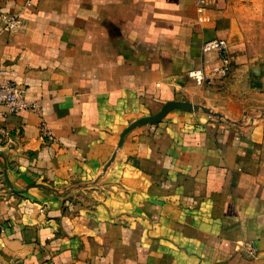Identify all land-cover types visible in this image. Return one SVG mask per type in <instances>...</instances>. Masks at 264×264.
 I'll return each instance as SVG.
<instances>
[{
    "label": "crops",
    "instance_id": "0c3cea01",
    "mask_svg": "<svg viewBox=\"0 0 264 264\" xmlns=\"http://www.w3.org/2000/svg\"><path fill=\"white\" fill-rule=\"evenodd\" d=\"M214 39L230 73L197 86ZM247 66L229 0H0V82L40 103L0 106V264H264L261 150L230 103L188 107Z\"/></svg>",
    "mask_w": 264,
    "mask_h": 264
},
{
    "label": "rangeland",
    "instance_id": "374dc122",
    "mask_svg": "<svg viewBox=\"0 0 264 264\" xmlns=\"http://www.w3.org/2000/svg\"><path fill=\"white\" fill-rule=\"evenodd\" d=\"M229 1L248 66L238 78V86L227 91V99L218 97L213 106L195 104L200 108L191 110L217 118L205 113L202 109L205 108L227 119L223 110L224 102L237 108L238 113L232 119L233 124L245 130L260 148L262 158L259 173L264 181V0ZM93 190L95 188L92 187L87 193Z\"/></svg>",
    "mask_w": 264,
    "mask_h": 264
},
{
    "label": "built area",
    "instance_id": "2783aa9c",
    "mask_svg": "<svg viewBox=\"0 0 264 264\" xmlns=\"http://www.w3.org/2000/svg\"><path fill=\"white\" fill-rule=\"evenodd\" d=\"M212 0H195L199 11L207 8ZM25 8L31 7L32 0H21ZM3 29L9 33H18L23 28V21L17 14L1 15ZM203 54L214 52L217 55L216 61L205 65L198 69H193L188 76L197 86H211L216 81L225 80L231 70V61L228 56L227 43L223 39H214L205 42L201 46ZM0 106L7 109L10 114H17L22 111L40 113V103L25 98L24 90L11 81L3 80L0 82ZM42 132L48 140H52L53 136L43 127ZM249 256H254L255 250L252 246L247 248Z\"/></svg>",
    "mask_w": 264,
    "mask_h": 264
},
{
    "label": "water",
    "instance_id": "95a60500",
    "mask_svg": "<svg viewBox=\"0 0 264 264\" xmlns=\"http://www.w3.org/2000/svg\"><path fill=\"white\" fill-rule=\"evenodd\" d=\"M188 107L189 108H192V109H198L199 106H195V105H190L188 104ZM203 111L207 114H210L212 116H215L217 118H221V115L220 114H217V113H212V112H209V110L205 109V108H202ZM155 118H149V119H145V120H141V121H137V122H134L132 124H130L122 133H121V136H120V141H119V145H121V142H122V139L124 137V135L129 132L131 129L141 125V124H144V123H148V122H152Z\"/></svg>",
    "mask_w": 264,
    "mask_h": 264
}]
</instances>
